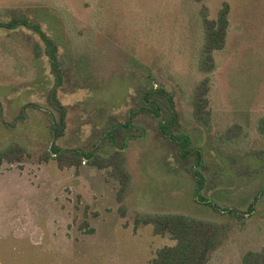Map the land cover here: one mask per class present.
<instances>
[{"label": "rangeland", "instance_id": "1", "mask_svg": "<svg viewBox=\"0 0 264 264\" xmlns=\"http://www.w3.org/2000/svg\"><path fill=\"white\" fill-rule=\"evenodd\" d=\"M224 3L229 34L208 75L212 122L204 129L191 105L206 76L198 69L201 13L215 19ZM23 20L55 42L62 77L36 31L0 25V151L17 143L29 153L0 167V264H152L175 242L136 224L150 214L219 226L225 237L208 264H243L264 249V0H0V24ZM151 87L173 97L179 124L165 126L169 137L161 119L138 111ZM53 98L66 109L56 139ZM235 126L243 133L228 141ZM178 136L186 151L202 152L200 161L181 155ZM107 139L125 145L132 185L123 204L109 170L40 160L52 148L87 155L98 147L107 156ZM200 162L201 190L193 174Z\"/></svg>", "mask_w": 264, "mask_h": 264}, {"label": "trees", "instance_id": "2", "mask_svg": "<svg viewBox=\"0 0 264 264\" xmlns=\"http://www.w3.org/2000/svg\"><path fill=\"white\" fill-rule=\"evenodd\" d=\"M230 13L231 9L229 3L223 4L215 19H211L205 12L201 13L202 44L199 50L198 69L206 76L194 88L191 105L194 125L204 129H208L212 122L211 102L209 98L211 84L208 75L216 69L214 61L215 53L224 50L227 45ZM0 25L9 28H13L15 25H22L36 31L46 44L47 53L49 54L52 64V72L57 78V82H61L62 71L56 56L57 46L55 42L42 31L39 25L28 20ZM138 98H140V102H142L143 105L138 111L143 112V115L150 116L151 118L161 119L159 124L160 133L166 137L171 136L168 134V131H166L165 126L174 128L179 124L172 95L163 89L156 90L151 87V89L141 92ZM53 104L57 112L61 115L60 120L54 121L53 123V137L56 139L63 134L66 128V109L55 98H53ZM167 114L173 118L170 124L166 123L164 119ZM123 127H125L126 130L130 128L126 125ZM262 129L264 130V124ZM227 132L228 141H232L235 137H239L243 133L240 126H235ZM138 134L139 135L130 134L129 137L142 136L141 133ZM125 136L128 137L127 133L123 136L124 141L127 140ZM173 140L178 144L181 149V155L184 158L192 153H196L200 161L202 156L200 150L194 149L191 150V152L186 151V146H190L186 143L188 139L178 136L173 137ZM107 141L114 145V150L107 156L100 155L98 153V147L87 155L78 150L72 151L52 148L43 154L40 160L41 162H49L53 159L61 170L71 168L79 169L86 164L100 170H109V176L115 178L119 182L117 201L123 204L132 185V175L126 166L125 145L120 144L118 139H115V142L108 139ZM28 156L29 153L25 147L17 143L11 144L0 151V167L4 163H21ZM200 164L201 162L198 163L193 174L201 190L205 181L202 174L199 172V168L201 167ZM198 198L199 202H202L201 198ZM136 224L152 225L156 236L170 237L175 242L172 246H165L157 250L152 264H208L211 254L220 247L225 237L219 226L184 215H144L136 219ZM243 264H264V249L259 252L247 253L243 258Z\"/></svg>", "mask_w": 264, "mask_h": 264}]
</instances>
